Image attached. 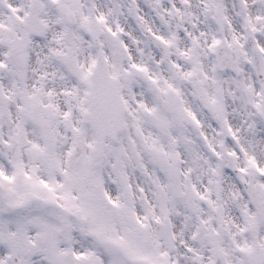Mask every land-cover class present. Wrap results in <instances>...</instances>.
<instances>
[{
  "label": "snow or ice",
  "instance_id": "6c2138e0",
  "mask_svg": "<svg viewBox=\"0 0 264 264\" xmlns=\"http://www.w3.org/2000/svg\"><path fill=\"white\" fill-rule=\"evenodd\" d=\"M0 264H264V0H0Z\"/></svg>",
  "mask_w": 264,
  "mask_h": 264
}]
</instances>
